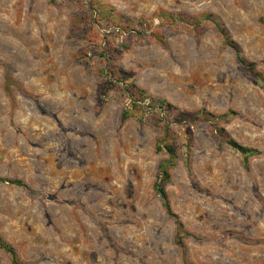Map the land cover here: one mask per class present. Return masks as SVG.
Here are the masks:
<instances>
[{"label":"rangeland","instance_id":"374dc122","mask_svg":"<svg viewBox=\"0 0 264 264\" xmlns=\"http://www.w3.org/2000/svg\"><path fill=\"white\" fill-rule=\"evenodd\" d=\"M0 180L19 264H264V0H0Z\"/></svg>","mask_w":264,"mask_h":264},{"label":"trees","instance_id":"16d2710c","mask_svg":"<svg viewBox=\"0 0 264 264\" xmlns=\"http://www.w3.org/2000/svg\"><path fill=\"white\" fill-rule=\"evenodd\" d=\"M215 22L218 25V27H220L223 35L226 37V40L228 41L230 46H232V48L235 50L239 62L241 64H243V65L254 66V64L248 63L247 60L245 59V57L242 56L240 47L235 43V41H233L230 38L229 34L227 33L226 29L222 26V24L218 20L215 21ZM227 142H228V144L230 146H232L233 148L241 151L246 156H252V155L258 154V151L242 147V146L238 145V143H236L232 139L231 140L229 139ZM166 149H167V151L169 153V157L167 159H165L164 161H162L161 164H160L159 176H158L157 182L155 183V187L154 188H155L156 193L163 200V203H164V206L166 208L167 213L170 214V215H174L173 212H172L171 206L169 204V201H168V198H167V194L165 192V186L170 180V170L176 164L175 163L176 156H175L174 149H173L172 146H167ZM0 181H5V180H0ZM16 184L20 185L22 187H26V185H24L21 182H16ZM179 225H180V228H181L182 225L180 223H179ZM0 249L4 250L6 253H8L11 256L13 264H19L15 249L10 244H8L6 241H4L1 237H0Z\"/></svg>","mask_w":264,"mask_h":264}]
</instances>
